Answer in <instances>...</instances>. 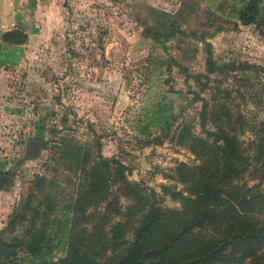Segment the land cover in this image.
Masks as SVG:
<instances>
[{
    "label": "rangeland",
    "instance_id": "obj_1",
    "mask_svg": "<svg viewBox=\"0 0 264 264\" xmlns=\"http://www.w3.org/2000/svg\"><path fill=\"white\" fill-rule=\"evenodd\" d=\"M234 4L239 0L23 4L29 15L17 28L25 38L10 41L8 48L3 45L0 59V175L10 178L0 185V244L10 248L0 253V264L24 256L12 244L26 224L20 215H29L33 207L41 210L49 203L48 227L58 242L53 261L64 254L70 233L96 228L93 209L87 205L82 211L81 202L77 207L74 202L78 167L92 166L96 144L103 158L124 166L127 180L152 189L162 205L177 206L160 193V185H174L169 178L172 167L178 161L191 163L193 156L167 139L138 143L142 135L136 132V118L150 101L164 97L177 116L172 128L184 121L190 132L202 134L197 115L202 101L196 96L208 99L210 91L200 89L190 76L184 78L186 72L206 81L199 34L210 43L216 62L264 67V37L252 24L234 26L229 13ZM172 21L185 33H175L164 48L146 37V26ZM217 24L222 29L213 32ZM241 75L248 78L246 83ZM208 78L209 87L231 88L225 102L246 118L263 116L264 77L259 70L248 67L226 78ZM248 137L249 132L241 135L244 141ZM30 140L42 144L33 147ZM62 148L65 154L60 156ZM41 176L44 181L37 188ZM111 188L117 203L125 204L116 184Z\"/></svg>",
    "mask_w": 264,
    "mask_h": 264
},
{
    "label": "trees",
    "instance_id": "obj_2",
    "mask_svg": "<svg viewBox=\"0 0 264 264\" xmlns=\"http://www.w3.org/2000/svg\"><path fill=\"white\" fill-rule=\"evenodd\" d=\"M229 13L235 17L234 26L252 24L264 37V0H239ZM221 29L217 24L212 31ZM145 31L161 48L175 33H185L173 21L146 26ZM196 37L202 43L206 81L186 72L184 78L190 76L200 89L210 91L208 99L196 96L202 101L197 114L202 134L190 132L184 121L172 128L177 116L164 97L150 101L135 122L142 135L138 143L167 139L193 156L191 163L178 161L172 167L169 178L174 185H160V193L177 206L162 205L152 189L127 180L124 166L115 160L111 166L96 144L92 166L78 167L74 199L76 207L81 202L82 211L87 205L93 209L96 228L70 233L64 254L53 261L58 242L48 227L49 203L41 210L33 207L29 215H20L26 224L12 244L25 258L2 264H264V107L259 120H250L225 102L231 88L207 84L209 74L226 78L248 67L264 77V67L216 62L203 34ZM241 76L246 83L248 78ZM245 132L246 141L241 138ZM64 154L62 148L60 156ZM43 181L38 177L35 186L40 188ZM114 184L125 204L117 203Z\"/></svg>",
    "mask_w": 264,
    "mask_h": 264
},
{
    "label": "crops",
    "instance_id": "obj_3",
    "mask_svg": "<svg viewBox=\"0 0 264 264\" xmlns=\"http://www.w3.org/2000/svg\"><path fill=\"white\" fill-rule=\"evenodd\" d=\"M28 2H33V0H0V59L5 50L2 46L8 48L9 42L15 38L13 36L2 37V34L11 28L18 27L20 20L25 21L29 14H25L23 4Z\"/></svg>",
    "mask_w": 264,
    "mask_h": 264
},
{
    "label": "water",
    "instance_id": "obj_4",
    "mask_svg": "<svg viewBox=\"0 0 264 264\" xmlns=\"http://www.w3.org/2000/svg\"><path fill=\"white\" fill-rule=\"evenodd\" d=\"M5 36H13V38L15 37L13 41L15 43H20L25 38V34L17 27L11 28L8 31L4 32L2 34V37H5ZM27 142L28 144H31L33 147H37L42 144V142L36 141V140H30ZM9 179H10L9 176L1 174L0 175V185L9 181ZM9 249L10 248L8 246L0 244V253L7 252L9 251Z\"/></svg>",
    "mask_w": 264,
    "mask_h": 264
}]
</instances>
